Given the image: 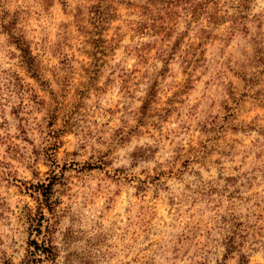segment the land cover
Masks as SVG:
<instances>
[{
  "label": "rangeland",
  "instance_id": "rangeland-1",
  "mask_svg": "<svg viewBox=\"0 0 264 264\" xmlns=\"http://www.w3.org/2000/svg\"><path fill=\"white\" fill-rule=\"evenodd\" d=\"M0 264H264V0H0Z\"/></svg>",
  "mask_w": 264,
  "mask_h": 264
}]
</instances>
